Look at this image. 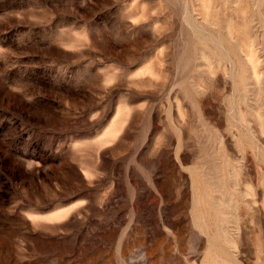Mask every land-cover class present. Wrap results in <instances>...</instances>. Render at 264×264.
Listing matches in <instances>:
<instances>
[{"label":"rangeland","instance_id":"obj_1","mask_svg":"<svg viewBox=\"0 0 264 264\" xmlns=\"http://www.w3.org/2000/svg\"><path fill=\"white\" fill-rule=\"evenodd\" d=\"M0 264H264V0H0Z\"/></svg>","mask_w":264,"mask_h":264}]
</instances>
